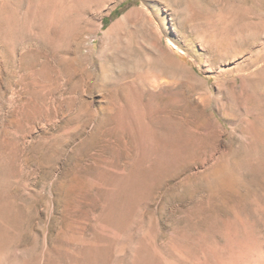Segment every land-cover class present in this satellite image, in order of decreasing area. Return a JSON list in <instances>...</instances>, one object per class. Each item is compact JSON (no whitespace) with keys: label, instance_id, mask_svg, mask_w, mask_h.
I'll list each match as a JSON object with an SVG mask.
<instances>
[{"label":"rangeland","instance_id":"1","mask_svg":"<svg viewBox=\"0 0 264 264\" xmlns=\"http://www.w3.org/2000/svg\"><path fill=\"white\" fill-rule=\"evenodd\" d=\"M41 11L0 36V264H264V0Z\"/></svg>","mask_w":264,"mask_h":264},{"label":"bare ground","instance_id":"2","mask_svg":"<svg viewBox=\"0 0 264 264\" xmlns=\"http://www.w3.org/2000/svg\"><path fill=\"white\" fill-rule=\"evenodd\" d=\"M29 2L31 4L28 5V7H23L22 0H0V36H2L4 34L5 35H12V33H14V32L16 33L18 28H20L21 25L23 23H25L29 18H36V19H40L41 18V15L43 13L41 14L40 12L43 11V10L41 11V6L43 5L44 0H29ZM42 9H44V8H42ZM5 35H4V37L2 36V38H5ZM0 41H1V38H0ZM154 136L155 135L153 134V132H151L150 130H147V131L143 132L142 137H141V139L139 140V142L137 144L139 146V149L142 150V152H143V158H144L143 160H146L147 159L146 156L149 157V153H151L150 148L152 146V143L154 144V142H156L155 139L157 138V137H154ZM155 144H157V146L160 145L157 142ZM156 153H163V149H158V152H156ZM143 160H141L140 162L143 163L144 162ZM141 167H142V165H141ZM115 180H117V179H115ZM139 180H140V172H139V169L137 168L136 172H134L130 177L122 179L121 181L120 180L114 181L113 184H116L117 182H121V184L119 185L121 189H120V191H118L117 188H116L115 191H118V192L110 194L108 196V199L111 200V201H114V200L115 201H118V200L120 201L122 199L124 200L125 199L124 197L127 196L130 191H132V192L134 191V189L136 188L137 183L139 182ZM129 196H130V194H129ZM112 216H113V214H112Z\"/></svg>","mask_w":264,"mask_h":264},{"label":"trees","instance_id":"3","mask_svg":"<svg viewBox=\"0 0 264 264\" xmlns=\"http://www.w3.org/2000/svg\"><path fill=\"white\" fill-rule=\"evenodd\" d=\"M117 11H118V9L112 14V17L115 15V13H116ZM105 21H106V20H105ZM105 21H104V22H105Z\"/></svg>","mask_w":264,"mask_h":264}]
</instances>
